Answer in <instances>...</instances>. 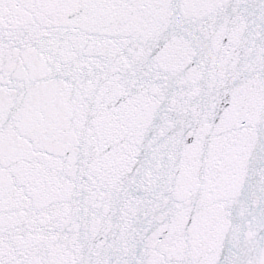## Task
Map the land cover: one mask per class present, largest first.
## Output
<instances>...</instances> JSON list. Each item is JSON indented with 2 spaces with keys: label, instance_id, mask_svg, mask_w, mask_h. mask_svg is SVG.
Wrapping results in <instances>:
<instances>
[{
  "label": "snow or ice",
  "instance_id": "snow-or-ice-1",
  "mask_svg": "<svg viewBox=\"0 0 264 264\" xmlns=\"http://www.w3.org/2000/svg\"><path fill=\"white\" fill-rule=\"evenodd\" d=\"M0 264H264V0H0Z\"/></svg>",
  "mask_w": 264,
  "mask_h": 264
}]
</instances>
